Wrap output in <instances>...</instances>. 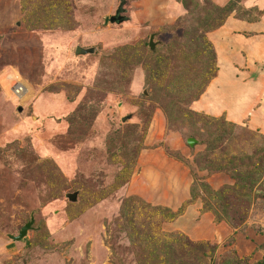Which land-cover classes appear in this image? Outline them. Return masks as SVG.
<instances>
[{"label": "rangeland", "instance_id": "rangeland-1", "mask_svg": "<svg viewBox=\"0 0 264 264\" xmlns=\"http://www.w3.org/2000/svg\"><path fill=\"white\" fill-rule=\"evenodd\" d=\"M121 1L0 0V264H264V127L216 113L264 0ZM162 153L194 213L131 196Z\"/></svg>", "mask_w": 264, "mask_h": 264}, {"label": "crops", "instance_id": "crops-1", "mask_svg": "<svg viewBox=\"0 0 264 264\" xmlns=\"http://www.w3.org/2000/svg\"><path fill=\"white\" fill-rule=\"evenodd\" d=\"M229 28L234 30H237L238 28H244V30L241 29V34L236 36L242 40V47H240L239 50L233 49L230 56L228 55L230 59L235 58V61L237 60L241 66L240 69L237 68L238 70L234 69L236 76L234 78L230 77L231 81L226 83L228 85L222 90L223 94L221 92L217 94L216 98H219L220 102H222L224 99L227 101L225 104L221 105V103L215 99V102L217 104L220 103L221 105L218 106L215 104V106H218L219 108V111L216 113L223 115L224 110H227L228 112L231 108L232 112L230 110L229 116L227 118L233 122H239L241 117H246L248 113L247 108L248 106H251L252 116L249 120V125L253 129H263L264 12L263 16L256 22L251 24H243L239 22L234 27L230 26ZM226 30L228 29H223L225 32ZM225 46L226 42L223 43V47ZM240 50H244L245 56L240 53ZM219 79L217 83H219ZM215 109L217 110V108ZM158 152L160 151L146 153L145 155L151 156V154H156ZM156 160L158 165L157 168H154L151 165L152 163L149 165H142V173L140 172L142 176L141 181H132L130 186H133L131 196L144 197L146 202L150 204H154L155 206H167L173 210L178 209L187 202L188 204H192V207H189V210L193 212V206L201 203L200 201L194 198L192 199L191 197L193 182L190 178L189 169L187 167L183 169L182 164L168 159L163 153L161 157H158ZM147 194H152L150 202L148 201L149 198L147 197ZM201 212L202 211H200V213Z\"/></svg>", "mask_w": 264, "mask_h": 264}, {"label": "water", "instance_id": "water-1", "mask_svg": "<svg viewBox=\"0 0 264 264\" xmlns=\"http://www.w3.org/2000/svg\"><path fill=\"white\" fill-rule=\"evenodd\" d=\"M125 5H126V1L122 0L119 7H118V10L116 11V14L110 17V23L111 24H121L123 21L128 20V18L123 15L126 13ZM154 38H155V35H152L151 41H150V49L152 51H154V49H155V45L153 43ZM92 51H93L92 49H86L85 50L81 47H78L76 53H77V55H80V54H88V53H91ZM194 143H195V141L193 139L189 140L190 145H193ZM67 198L71 201H76L77 200V193L67 194ZM33 224H34V218H32V220L21 229V231L18 235H8L9 238L13 241L23 240L25 237H27L28 232L32 229Z\"/></svg>", "mask_w": 264, "mask_h": 264}, {"label": "built area", "instance_id": "built-area-1", "mask_svg": "<svg viewBox=\"0 0 264 264\" xmlns=\"http://www.w3.org/2000/svg\"><path fill=\"white\" fill-rule=\"evenodd\" d=\"M12 89H13V92L15 91L14 94L17 96H21L23 92L25 91L24 85L20 82H16Z\"/></svg>", "mask_w": 264, "mask_h": 264}, {"label": "trees", "instance_id": "trees-1", "mask_svg": "<svg viewBox=\"0 0 264 264\" xmlns=\"http://www.w3.org/2000/svg\"><path fill=\"white\" fill-rule=\"evenodd\" d=\"M208 83H209V82H208ZM205 87H206V85L204 86L203 90L200 92V95L204 94V92H205Z\"/></svg>", "mask_w": 264, "mask_h": 264}, {"label": "bare ground", "instance_id": "bare-ground-1", "mask_svg": "<svg viewBox=\"0 0 264 264\" xmlns=\"http://www.w3.org/2000/svg\"><path fill=\"white\" fill-rule=\"evenodd\" d=\"M12 91H13V89H12ZM13 93H15V91H14ZM25 93H26V90L23 92V94H22V95H24ZM22 95H21V96H22ZM21 96H19V97H21Z\"/></svg>", "mask_w": 264, "mask_h": 264}]
</instances>
